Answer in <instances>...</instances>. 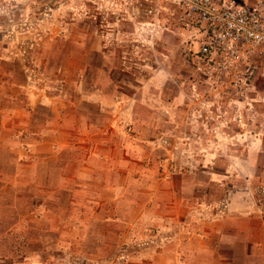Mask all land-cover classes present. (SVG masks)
<instances>
[{"label": "rangeland", "instance_id": "obj_1", "mask_svg": "<svg viewBox=\"0 0 264 264\" xmlns=\"http://www.w3.org/2000/svg\"><path fill=\"white\" fill-rule=\"evenodd\" d=\"M171 7L0 0V264H246L220 242L234 189L264 202V46L209 78Z\"/></svg>", "mask_w": 264, "mask_h": 264}, {"label": "built area", "instance_id": "obj_2", "mask_svg": "<svg viewBox=\"0 0 264 264\" xmlns=\"http://www.w3.org/2000/svg\"><path fill=\"white\" fill-rule=\"evenodd\" d=\"M170 17L184 34V57L209 78L238 70L264 46V5L236 0H172Z\"/></svg>", "mask_w": 264, "mask_h": 264}, {"label": "crops", "instance_id": "obj_3", "mask_svg": "<svg viewBox=\"0 0 264 264\" xmlns=\"http://www.w3.org/2000/svg\"><path fill=\"white\" fill-rule=\"evenodd\" d=\"M170 4L173 5L172 0H170ZM224 211L225 218L222 220L226 222L227 226H223L225 229H222V235H226L227 232L232 240L228 242L221 240L220 247L222 249L230 248L232 255L236 250L242 251L246 264H264V202L260 199L256 201L249 188L246 190L234 189L230 193ZM245 219L253 220L252 223L256 225L247 224L244 226ZM225 230L226 232H224ZM222 258L230 260V257Z\"/></svg>", "mask_w": 264, "mask_h": 264}]
</instances>
